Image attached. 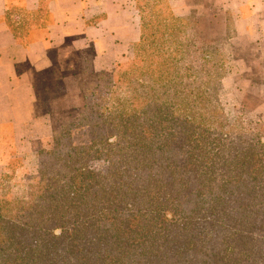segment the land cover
<instances>
[{"label": "trees", "instance_id": "obj_1", "mask_svg": "<svg viewBox=\"0 0 264 264\" xmlns=\"http://www.w3.org/2000/svg\"><path fill=\"white\" fill-rule=\"evenodd\" d=\"M98 73L90 143L60 146L77 124L54 134L23 195H0V264H264L261 142L195 137L172 96L124 97Z\"/></svg>", "mask_w": 264, "mask_h": 264}, {"label": "rangeland", "instance_id": "obj_2", "mask_svg": "<svg viewBox=\"0 0 264 264\" xmlns=\"http://www.w3.org/2000/svg\"><path fill=\"white\" fill-rule=\"evenodd\" d=\"M234 1L122 0L120 7L107 6L112 15L108 26L115 37L114 46L111 39L101 44L104 54L98 63L105 69L92 67L96 47L91 45L68 56L76 67L60 73L78 78L67 89L55 71L46 75L49 84L41 88L42 108H52L55 97L65 95V100L52 108L50 132L33 127L25 142L16 149L9 146L7 165L0 167V195H23L28 177L37 168L38 152L50 148L54 134L77 124L60 146L90 143V129L79 126L78 120L88 97L97 93L93 84L97 72L101 87L115 74L118 85L113 90L124 97L163 102L172 96L176 116L191 120L195 137L203 130L209 142L222 138L232 146L259 140L264 146V41L250 42L239 32L244 24L236 22ZM142 14L147 38L135 59L132 44L141 34ZM98 18L94 15L86 23L96 25Z\"/></svg>", "mask_w": 264, "mask_h": 264}, {"label": "crops", "instance_id": "obj_3", "mask_svg": "<svg viewBox=\"0 0 264 264\" xmlns=\"http://www.w3.org/2000/svg\"><path fill=\"white\" fill-rule=\"evenodd\" d=\"M121 4L122 0H0V167L7 165L9 146L16 149L25 142L33 127L51 131L52 108L65 95L53 98L52 108H42L41 88L48 86L49 72L55 71L67 89L78 78L60 73L76 67L68 56L91 45L96 47L92 67L105 69L98 63L104 54L101 44L111 39L114 46L115 37L107 6ZM226 5H233L236 22L244 24L239 30L244 38L264 41V0ZM94 15L98 23L88 25Z\"/></svg>", "mask_w": 264, "mask_h": 264}]
</instances>
